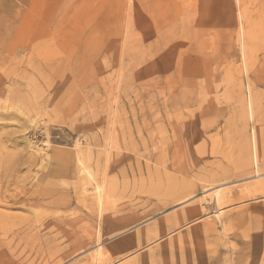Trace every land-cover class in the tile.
<instances>
[{
    "label": "rangeland",
    "instance_id": "374dc122",
    "mask_svg": "<svg viewBox=\"0 0 264 264\" xmlns=\"http://www.w3.org/2000/svg\"><path fill=\"white\" fill-rule=\"evenodd\" d=\"M263 193L264 0H0V264H264Z\"/></svg>",
    "mask_w": 264,
    "mask_h": 264
},
{
    "label": "bare ground",
    "instance_id": "6f19581e",
    "mask_svg": "<svg viewBox=\"0 0 264 264\" xmlns=\"http://www.w3.org/2000/svg\"><path fill=\"white\" fill-rule=\"evenodd\" d=\"M154 47V46H153ZM152 48V47H151ZM152 51V50H151ZM250 91V90H249ZM253 101H252V95L249 93V96H248V100H247V111L249 112V118L250 119H252L253 120ZM245 121V120H244ZM243 121V122H244ZM252 136H251V143H252V158H253V162H254V167H255V169H256V171H255V176L256 177H259L260 176V170H259V166H258V161H259V157H258V150H257V133H256V130H255V127L253 128V130H252ZM243 149V148H242ZM245 151V150H244ZM244 165V164H243ZM262 171V170H261ZM100 192L99 193H101L102 192V188H100V189H98ZM220 192V190H217L216 191V193H215V198H216V201L218 202V204H219V206L221 207V206H224V205H227V204H229L230 205V203H233L234 201L233 200H231V199H233V198H230V197H227V196H224V194H221V193H219ZM224 193V192H223ZM226 194V193H225ZM264 194V193H263ZM240 200H242V199H240ZM217 204V203H216ZM219 213V212H218ZM221 217V216H220ZM218 218H219V215H218ZM221 219V218H220ZM224 222V221H223ZM226 224H227V222H226ZM223 226H225L224 224H223ZM225 228V227H224ZM98 239L100 240H102V235L100 236L99 235V237H98ZM104 239V238H103ZM96 241H98V240H96ZM139 248V247H138ZM70 248H68V250H69ZM62 250V249H61ZM109 254V253H108ZM96 255V254H95ZM101 255H102V253L101 252H99L97 255H96V258L95 257H93V264H107L108 263V260H106L105 258H101ZM105 256V255H104ZM108 257H109V255H108ZM112 261H113V259H112ZM114 262V261H113Z\"/></svg>",
    "mask_w": 264,
    "mask_h": 264
}]
</instances>
